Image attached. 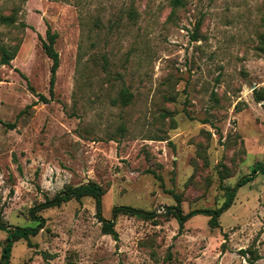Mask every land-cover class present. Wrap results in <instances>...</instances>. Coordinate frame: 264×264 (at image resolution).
<instances>
[{
    "label": "rangeland",
    "instance_id": "1",
    "mask_svg": "<svg viewBox=\"0 0 264 264\" xmlns=\"http://www.w3.org/2000/svg\"><path fill=\"white\" fill-rule=\"evenodd\" d=\"M182 1L0 0V58L14 53L0 64L4 223L35 226L30 208L94 181L119 236L102 233L93 198L71 199L37 212L34 246L16 241L9 264H264L261 170L217 228L205 214L182 229L166 215L175 196L183 214L219 208L221 185L264 163V0ZM47 29L59 55L52 97ZM123 86L132 102L113 104ZM120 205L156 215L113 217Z\"/></svg>",
    "mask_w": 264,
    "mask_h": 264
},
{
    "label": "trees",
    "instance_id": "2",
    "mask_svg": "<svg viewBox=\"0 0 264 264\" xmlns=\"http://www.w3.org/2000/svg\"><path fill=\"white\" fill-rule=\"evenodd\" d=\"M174 6H182V0H173ZM3 21L7 23L10 22L9 18H3ZM57 38L56 32H51L50 29L46 30L45 38L38 36L39 41L41 42L42 49L48 58L51 59L50 67V78H49V94L53 96V87L56 79V71L59 67V55L54 48L55 40ZM14 57L13 52L4 51L0 58V64H9L10 60ZM133 94L129 91L126 86H123L118 96L113 100V104H120L121 106L129 105L132 102ZM41 101H47L43 95H39ZM257 101L264 100L263 96H255ZM7 127L13 128V124L5 123ZM264 173V163H257L250 174H247L237 180L233 187L222 186V189L228 191V199L217 209H198L189 211L186 214L182 213L180 208V198L175 196L176 205L166 207V215L175 218L179 224L180 229L183 228V224L190 219L195 214H205L209 216L207 222L210 228L219 227L218 218L220 214L229 208L232 204L236 189L239 186H242L252 180L257 172ZM104 195L103 188L94 181H89L78 186H66L63 190L56 193L53 197H45L44 201L30 208L29 215L32 220L37 221L35 226H7L0 214V230L6 232V237L3 242L2 252L0 255V264H9L11 250L16 241L25 240L28 247H33L34 244L31 243L30 237L35 236L38 232L44 227V218L39 215L37 212L43 209L52 208L61 205L63 202H67L71 199L80 200L83 197H91L95 201L96 216L101 222V231L103 234L111 235L112 238L116 241L119 236L117 231L114 228V220H106L102 217V196ZM128 215L133 216L137 220H146L155 217L154 212H146L144 210L129 206V205H120L114 206L112 209L113 217L118 215ZM239 253L243 256L246 255L247 250L241 249Z\"/></svg>",
    "mask_w": 264,
    "mask_h": 264
}]
</instances>
